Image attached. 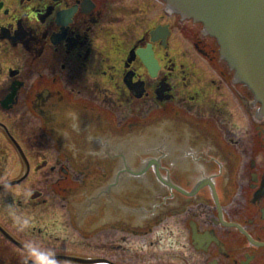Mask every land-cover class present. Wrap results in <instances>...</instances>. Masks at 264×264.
<instances>
[{"label": "flooded vegetation", "instance_id": "obj_1", "mask_svg": "<svg viewBox=\"0 0 264 264\" xmlns=\"http://www.w3.org/2000/svg\"><path fill=\"white\" fill-rule=\"evenodd\" d=\"M158 1L0 0V264H264L260 103Z\"/></svg>", "mask_w": 264, "mask_h": 264}, {"label": "water", "instance_id": "obj_2", "mask_svg": "<svg viewBox=\"0 0 264 264\" xmlns=\"http://www.w3.org/2000/svg\"><path fill=\"white\" fill-rule=\"evenodd\" d=\"M183 17L201 22L215 37L221 57L260 103L264 114V0H165ZM148 65L152 67L149 59ZM8 237L12 238L9 234ZM92 264L93 260L72 258Z\"/></svg>", "mask_w": 264, "mask_h": 264}, {"label": "rangeland", "instance_id": "obj_3", "mask_svg": "<svg viewBox=\"0 0 264 264\" xmlns=\"http://www.w3.org/2000/svg\"><path fill=\"white\" fill-rule=\"evenodd\" d=\"M152 1L155 2V6L152 5V2L150 0H144V2L148 3L149 7L151 8V11L148 13V16H145L144 18L146 22H148L150 18L155 17L158 12H162V8L164 7L163 2H160L158 0ZM158 3L160 5H158Z\"/></svg>", "mask_w": 264, "mask_h": 264}, {"label": "bare ground", "instance_id": "obj_4", "mask_svg": "<svg viewBox=\"0 0 264 264\" xmlns=\"http://www.w3.org/2000/svg\"><path fill=\"white\" fill-rule=\"evenodd\" d=\"M0 230L6 235V234H8V231L5 229V228H3L1 225H0Z\"/></svg>", "mask_w": 264, "mask_h": 264}]
</instances>
